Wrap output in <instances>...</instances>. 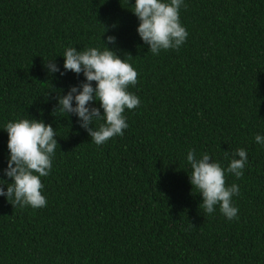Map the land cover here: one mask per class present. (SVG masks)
Listing matches in <instances>:
<instances>
[{"label": "trees", "instance_id": "1", "mask_svg": "<svg viewBox=\"0 0 264 264\" xmlns=\"http://www.w3.org/2000/svg\"><path fill=\"white\" fill-rule=\"evenodd\" d=\"M134 4L0 0V187L12 183L8 122L50 124L58 144L41 177L45 207L0 196V264H264V145L255 142L264 136V0H184L187 40L158 55L137 33ZM103 42L137 71L128 91L141 103L125 109L123 136L97 146L78 117L54 110L85 81L60 75L65 49L103 50ZM50 61L60 72L49 73ZM237 148L248 163L240 179L225 176L226 186L239 185L238 218L229 221L219 206L199 207L187 153L226 169L225 152Z\"/></svg>", "mask_w": 264, "mask_h": 264}, {"label": "clouds", "instance_id": "2", "mask_svg": "<svg viewBox=\"0 0 264 264\" xmlns=\"http://www.w3.org/2000/svg\"><path fill=\"white\" fill-rule=\"evenodd\" d=\"M181 7H186L184 0H135L132 12L139 20L137 33L153 55L169 49L178 50L186 42L188 32L180 22ZM103 43V50L95 47L79 51L76 47L66 48L63 54L64 72H60L55 61L45 64L49 73L60 72L63 76L70 71L77 76L82 73L85 77V81L71 87L67 95L58 96L54 112L58 110L62 114L78 117L79 126L88 132L91 142L97 146L115 136H123L128 128L123 115L125 109H136L141 103L138 96L128 91L130 86L138 83L137 71ZM106 43L115 44L116 38L108 36ZM94 102L99 107H90ZM94 121L102 123L94 128ZM5 131L10 156L4 175L12 183L7 184L6 192L0 187V196L11 201L13 207H31L34 210L45 207L47 200L42 195L44 185L41 177L48 176L52 169L58 145L56 130L43 121L19 119L8 122ZM255 142L264 145V136L256 135ZM229 155L231 159L226 169L219 162H213L206 153L197 158L194 150L188 151L187 162L192 170L189 175L192 189L195 188L202 196L199 207L206 214H212L219 206L221 214L232 221L238 218L239 209L233 206L232 198L239 195V185L226 186L225 176L227 173L240 179L244 175L248 156L243 148H237L231 154L225 152L226 158ZM5 183L0 180V185Z\"/></svg>", "mask_w": 264, "mask_h": 264}]
</instances>
